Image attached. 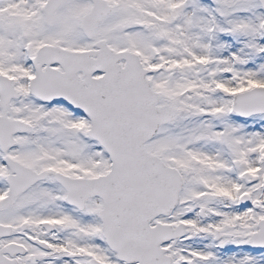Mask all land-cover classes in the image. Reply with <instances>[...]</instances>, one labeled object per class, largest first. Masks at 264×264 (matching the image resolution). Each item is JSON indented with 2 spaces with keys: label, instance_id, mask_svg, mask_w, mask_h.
Here are the masks:
<instances>
[{
  "label": "snow or ice",
  "instance_id": "1",
  "mask_svg": "<svg viewBox=\"0 0 264 264\" xmlns=\"http://www.w3.org/2000/svg\"><path fill=\"white\" fill-rule=\"evenodd\" d=\"M0 264H264V0H0Z\"/></svg>",
  "mask_w": 264,
  "mask_h": 264
}]
</instances>
